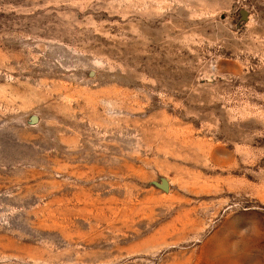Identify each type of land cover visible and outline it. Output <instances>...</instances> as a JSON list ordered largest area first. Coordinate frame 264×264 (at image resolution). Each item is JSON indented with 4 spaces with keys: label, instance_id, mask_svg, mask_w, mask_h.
<instances>
[{
    "label": "rangeland",
    "instance_id": "obj_1",
    "mask_svg": "<svg viewBox=\"0 0 264 264\" xmlns=\"http://www.w3.org/2000/svg\"><path fill=\"white\" fill-rule=\"evenodd\" d=\"M0 264H264V0H0Z\"/></svg>",
    "mask_w": 264,
    "mask_h": 264
},
{
    "label": "water",
    "instance_id": "obj_2",
    "mask_svg": "<svg viewBox=\"0 0 264 264\" xmlns=\"http://www.w3.org/2000/svg\"><path fill=\"white\" fill-rule=\"evenodd\" d=\"M158 188H160L164 192H167L169 190L168 183L165 180H163L162 183L158 185Z\"/></svg>",
    "mask_w": 264,
    "mask_h": 264
}]
</instances>
